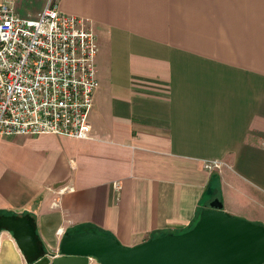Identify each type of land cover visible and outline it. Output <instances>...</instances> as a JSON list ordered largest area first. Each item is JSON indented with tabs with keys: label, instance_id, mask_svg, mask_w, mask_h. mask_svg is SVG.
<instances>
[{
	"label": "crops",
	"instance_id": "obj_1",
	"mask_svg": "<svg viewBox=\"0 0 264 264\" xmlns=\"http://www.w3.org/2000/svg\"><path fill=\"white\" fill-rule=\"evenodd\" d=\"M58 2L96 35L88 137L0 138L2 215H32L51 259L66 230L134 246L214 199L264 225V0ZM42 5L14 0L22 16ZM0 264H29L3 227Z\"/></svg>",
	"mask_w": 264,
	"mask_h": 264
},
{
	"label": "built area",
	"instance_id": "obj_2",
	"mask_svg": "<svg viewBox=\"0 0 264 264\" xmlns=\"http://www.w3.org/2000/svg\"><path fill=\"white\" fill-rule=\"evenodd\" d=\"M42 1L26 16L15 11L14 0L0 2V138H86L98 87L96 35L87 20L61 11L58 0ZM221 164L211 160L205 167Z\"/></svg>",
	"mask_w": 264,
	"mask_h": 264
},
{
	"label": "water",
	"instance_id": "obj_3",
	"mask_svg": "<svg viewBox=\"0 0 264 264\" xmlns=\"http://www.w3.org/2000/svg\"><path fill=\"white\" fill-rule=\"evenodd\" d=\"M29 264H264V225L232 215L218 199L201 209L185 231L151 237L134 246L112 235L83 230L63 232L52 259L38 244L29 214L0 216Z\"/></svg>",
	"mask_w": 264,
	"mask_h": 264
},
{
	"label": "trees",
	"instance_id": "obj_4",
	"mask_svg": "<svg viewBox=\"0 0 264 264\" xmlns=\"http://www.w3.org/2000/svg\"><path fill=\"white\" fill-rule=\"evenodd\" d=\"M200 211H201V210L198 209V211L196 212V216H195V218H194V222H193V224H194L195 221L198 219V216H199V214H200ZM3 213H4V212H1V211H0V216H1ZM7 214H13V213H7ZM7 214H5V215H7ZM24 214H28V213H24ZM29 215H30V214H29ZM30 216H31V219H32V223L35 225V218H34L32 215H30ZM193 224H192V225H193ZM192 225H191V226H192ZM191 226H190V227H191ZM190 227H189V228H190ZM83 230H89V229H87V228H85V227H79V228H76V229H70V230H66V231L69 232V233H74V232L83 231ZM90 231L97 232V231H95V230H90ZM98 233H102V232H98ZM104 234L111 235V234H109V233H104ZM163 234H165V233H156V234H153L152 237H155V236H158V235H163ZM36 236H37V232H36ZM37 239H38V244H39L40 248H42L43 251H44V248H43V246L40 244V240H39L38 236H37Z\"/></svg>",
	"mask_w": 264,
	"mask_h": 264
}]
</instances>
